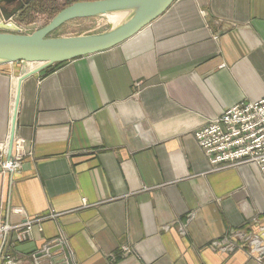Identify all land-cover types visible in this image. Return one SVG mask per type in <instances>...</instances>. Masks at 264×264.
<instances>
[{"label":"crops","instance_id":"0c3cea01","mask_svg":"<svg viewBox=\"0 0 264 264\" xmlns=\"http://www.w3.org/2000/svg\"><path fill=\"white\" fill-rule=\"evenodd\" d=\"M21 70L0 64V142ZM47 70L20 82L14 138L28 155L0 173V198L12 225L59 215L16 242L15 264H264L242 243L210 246L260 234L264 178L250 164L215 169L194 137L264 98V0H175L126 41Z\"/></svg>","mask_w":264,"mask_h":264},{"label":"water","instance_id":"95a60500","mask_svg":"<svg viewBox=\"0 0 264 264\" xmlns=\"http://www.w3.org/2000/svg\"><path fill=\"white\" fill-rule=\"evenodd\" d=\"M30 0H0V64L20 62L14 111L8 141L7 157L11 156L19 88L22 78L56 63L110 49L131 38L161 16L175 0H78L61 8L44 26L32 32H22L11 20ZM12 5V7H7ZM129 11L128 17L107 30L70 36H48L64 23L115 12ZM28 64H38L26 71Z\"/></svg>","mask_w":264,"mask_h":264},{"label":"built area","instance_id":"2783aa9c","mask_svg":"<svg viewBox=\"0 0 264 264\" xmlns=\"http://www.w3.org/2000/svg\"><path fill=\"white\" fill-rule=\"evenodd\" d=\"M198 146L215 169L232 167L240 164L255 165L264 178V98L253 101H241L225 109L219 116L209 121L194 132ZM8 141L0 142V173L9 176L20 172L22 162L28 155L23 147V140L13 138L11 156L7 157ZM7 211L19 212L20 208H8ZM3 201L0 198V259L5 264H15L10 249L24 240L31 239L34 223L46 217H57L51 213L12 225L3 217ZM260 234L246 230L234 229L220 240H213V249L230 252L240 243L250 253H256L257 260L264 262V227ZM10 232L14 235L9 238ZM57 243H55L56 245ZM53 247L50 242L41 252L48 253Z\"/></svg>","mask_w":264,"mask_h":264},{"label":"rangeland","instance_id":"374dc122","mask_svg":"<svg viewBox=\"0 0 264 264\" xmlns=\"http://www.w3.org/2000/svg\"><path fill=\"white\" fill-rule=\"evenodd\" d=\"M31 1H29V3ZM42 1H44V6L48 5L46 2L48 0H42ZM53 1L55 3V7L59 11L61 8L66 6L69 1H78V0H53ZM41 6L36 5L35 10H39ZM57 12L55 11V13L50 14L45 12L41 13V12L33 11L30 12L29 15H26V17L22 21L19 20L18 16H14L11 20L20 29L22 30L26 29L28 32H32L33 30L47 24ZM110 26H112V24L108 21L106 15H98L89 18H80V19H74L68 21L63 25H61L58 29L52 31L48 36L56 37V36H65L67 34L100 32L107 30Z\"/></svg>","mask_w":264,"mask_h":264},{"label":"trees","instance_id":"16d2710c","mask_svg":"<svg viewBox=\"0 0 264 264\" xmlns=\"http://www.w3.org/2000/svg\"><path fill=\"white\" fill-rule=\"evenodd\" d=\"M48 5L44 6V1L42 0H32L27 6H25L18 14V18L20 21L24 20V18L26 17V15H29L30 12H41V13H55V11L57 12L58 9L55 7V3L53 0H48L46 1ZM74 1H69L68 4L72 3ZM67 4V5H68ZM36 5H43L41 6V8L39 10H35ZM63 63V62H61ZM61 63H56L52 66L48 67L47 71H52L54 70L57 66H59Z\"/></svg>","mask_w":264,"mask_h":264},{"label":"bare ground","instance_id":"6f19581e","mask_svg":"<svg viewBox=\"0 0 264 264\" xmlns=\"http://www.w3.org/2000/svg\"><path fill=\"white\" fill-rule=\"evenodd\" d=\"M130 14L129 11L124 12H115L106 14L108 21L112 24V26H116L122 21H124L128 15Z\"/></svg>","mask_w":264,"mask_h":264},{"label":"flooded vegetation","instance_id":"af4514ba","mask_svg":"<svg viewBox=\"0 0 264 264\" xmlns=\"http://www.w3.org/2000/svg\"><path fill=\"white\" fill-rule=\"evenodd\" d=\"M31 1V0H30ZM28 5V4H27Z\"/></svg>","mask_w":264,"mask_h":264}]
</instances>
